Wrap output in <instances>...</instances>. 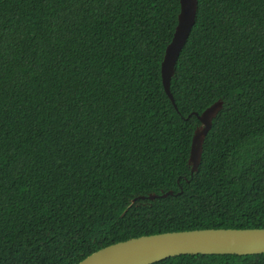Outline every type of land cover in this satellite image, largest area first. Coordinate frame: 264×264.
I'll use <instances>...</instances> for the list:
<instances>
[{"label": "trees", "instance_id": "trees-1", "mask_svg": "<svg viewBox=\"0 0 264 264\" xmlns=\"http://www.w3.org/2000/svg\"><path fill=\"white\" fill-rule=\"evenodd\" d=\"M0 0V264H77L164 232L264 228V0ZM217 100L197 171L190 140ZM172 194L152 201L148 194ZM153 264H264L180 255Z\"/></svg>", "mask_w": 264, "mask_h": 264}, {"label": "water", "instance_id": "water-1", "mask_svg": "<svg viewBox=\"0 0 264 264\" xmlns=\"http://www.w3.org/2000/svg\"><path fill=\"white\" fill-rule=\"evenodd\" d=\"M179 10L170 41L165 46L160 63V77L163 91L176 109L170 93V81L174 65L194 25L197 0H178ZM222 108L217 100L196 116L199 125L194 128L187 165L190 174L197 171L203 141L211 128L212 120ZM169 190L160 195L153 193L136 199L152 201L158 197L171 195ZM264 253V228L233 229L208 228L174 232H164L139 236L116 242L100 248L83 258L77 264H153L180 255H258Z\"/></svg>", "mask_w": 264, "mask_h": 264}]
</instances>
